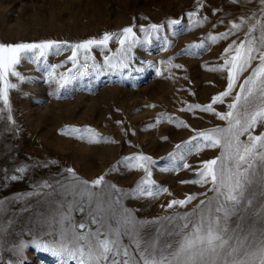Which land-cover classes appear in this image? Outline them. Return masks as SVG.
Masks as SVG:
<instances>
[{
    "label": "rangeland",
    "instance_id": "obj_1",
    "mask_svg": "<svg viewBox=\"0 0 264 264\" xmlns=\"http://www.w3.org/2000/svg\"><path fill=\"white\" fill-rule=\"evenodd\" d=\"M260 7L259 0H0V44L47 40L75 44L99 40L105 33L122 34V29L133 25L141 41L126 54V68L105 64V56L116 65L125 55L118 51L121 45L114 38L107 47L90 49L88 55L94 59L87 61L86 68L81 67L85 63L81 52L80 63L73 69L68 49L50 54L47 63L42 61L39 66L22 61L17 70L25 77L23 81L9 76L17 88L9 90L10 110L0 100V225L5 229L0 234V264H17L21 257L14 246L21 240L31 245L40 235L38 219L50 211V201L59 199L43 195L52 189L40 186L47 182L58 188L57 182H65L70 175L69 168L87 181L103 175L123 190L121 203L136 221H158L142 230L145 239L155 237L159 229L162 242L174 241L167 235L172 225L162 218L190 213L206 199L203 194L214 195L210 183L187 181L199 179L203 162L220 156L222 150L205 147L202 138H191L200 131L227 126L213 112L189 110V106L208 105L226 89L224 62L235 53L225 54V49L233 41L238 45L246 29L227 39L212 41L209 37L228 32L231 23L242 16L259 15ZM190 12L197 15L189 17ZM169 20L180 23L169 26ZM197 20L202 22L197 24ZM150 24L163 27L145 42L140 27ZM201 43L203 47H189ZM257 64L258 60L253 61L252 67ZM51 65L62 66L53 72ZM77 71L86 74L59 87L60 74ZM251 71L240 75L237 87L223 103L212 105L216 112L229 111L238 85ZM73 128H90L94 133H74ZM260 132L264 126L255 134ZM190 140L181 150L176 148ZM136 155L153 161L148 165L151 176L147 177L150 183L143 185L144 194L134 192L146 177L144 169L123 162ZM147 190L156 194L149 196ZM37 191L41 195H28ZM188 196L195 198L183 207H167L170 201ZM250 198L253 205L245 224L260 226L254 213L264 206V186L255 184ZM73 216L78 222L87 219L86 213L74 212ZM22 264L59 261L29 246Z\"/></svg>",
    "mask_w": 264,
    "mask_h": 264
},
{
    "label": "snow or ice",
    "instance_id": "obj_2",
    "mask_svg": "<svg viewBox=\"0 0 264 264\" xmlns=\"http://www.w3.org/2000/svg\"><path fill=\"white\" fill-rule=\"evenodd\" d=\"M259 4V15L253 12L250 16H242L239 22L231 23L228 32L209 37L212 41L227 39L246 29L244 39L238 45L233 41L225 49V54L235 53L224 62V67L228 70L226 89L213 97L208 105L189 106V110L195 108L213 112L218 119L227 121V126L200 131L191 138H202L206 142L205 147H220L222 150L220 156L203 162V168L198 173L199 179L187 181L210 183L209 191L214 195L207 197V193L203 194L206 199L201 200L190 213H177L162 218L172 225L167 235L174 237V241L162 242L159 229L155 237L145 239L142 230L158 221H136L131 211L121 203L119 193L123 190L108 183L103 175L87 181L69 168L66 171L70 175L65 182H57L58 188H53L47 182L40 186L41 189H52L43 195L59 196V199L50 201V211L41 214L38 219L41 232L38 237L33 238L31 245L21 240L14 246L15 254L21 257L17 264H22L24 251L29 246L37 252L49 253L58 258L59 264H264V206L254 213L260 226L245 224L250 206L253 205V199L250 198L252 188L257 183L264 186V132L255 134L258 127L264 126V0H259ZM196 15V12L188 13L189 17ZM201 22L196 21L197 24ZM167 23L175 26L180 21L169 20ZM134 27L135 25L125 27L122 34L105 33L99 40L87 39L75 44L53 40L0 44V100L4 107L10 110L9 90L17 88L16 83L9 81V76L23 81L25 77L17 70V66L25 60L39 66L42 61L47 63L50 54L58 55L61 51L70 49L71 56L67 59L71 61L73 69L80 63L78 57L81 52L84 53L85 61L81 67L86 68L87 61L94 59L88 55L90 49L93 46L107 47L109 41L115 38L121 45L118 51L125 55L116 65L111 63V58L105 56V64L126 68V54L141 42L133 31ZM162 27L160 24H150L147 28L141 26L145 42ZM257 31L259 35L254 34ZM189 47L199 48L203 44ZM257 60L258 64L253 68V61ZM61 66L51 65L52 71ZM249 68L252 71L238 85L239 90L227 106L229 111L216 112L212 105L223 103L224 98L231 95L237 87L240 75ZM69 73L60 74L57 81L60 88L65 87L76 76L86 74L80 71ZM49 75L51 77L52 73ZM71 131L94 133L90 128H73ZM242 136L247 138L242 140ZM191 140L185 141L183 145H176V148L181 150ZM172 155L175 154H170ZM183 158L181 153L180 159ZM123 162L144 169L146 177L134 190L144 194L146 189L143 185L150 183L147 177L151 176L148 165L153 163L152 158L136 155L125 157ZM184 167L189 165L185 164ZM155 194L147 190V195ZM28 195H41V192ZM194 198L188 196L185 200H172L167 207H183ZM2 205L3 201H0V210ZM74 212L86 213L87 219L78 222L73 216ZM4 231V226L0 225V234Z\"/></svg>",
    "mask_w": 264,
    "mask_h": 264
}]
</instances>
